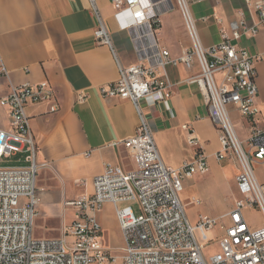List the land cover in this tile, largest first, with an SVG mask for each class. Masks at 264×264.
Returning a JSON list of instances; mask_svg holds the SVG:
<instances>
[{"label": "built area", "instance_id": "1", "mask_svg": "<svg viewBox=\"0 0 264 264\" xmlns=\"http://www.w3.org/2000/svg\"><path fill=\"white\" fill-rule=\"evenodd\" d=\"M192 0H109L113 20L119 32L129 35L137 62L120 63L110 37V30L99 22L94 38L109 48L118 70L115 82L100 89L104 99L133 104L139 124L135 133L120 144L130 156L134 169L124 172L107 165L94 178L92 191L64 203L73 219L62 227L59 238L40 239L33 234L39 199L36 190V147L26 108L45 104L49 114L59 111L55 91L47 82L11 86L0 98L8 125L0 129V162L16 155L24 156V166L0 165V264H264V223L252 228L244 213L258 211L264 222V184L257 181L254 165L264 167V129L259 126L256 107V69L264 56H251L239 46L243 37L253 38L264 24V0L246 2L257 17L248 25L242 13L225 25L217 20L220 42L209 48L201 45ZM95 8L96 0H89ZM177 11L190 47L172 59L159 45L161 17ZM177 63L198 73L184 82L195 85L207 107V116L218 136L219 162L234 165L239 199L230 212L220 217L198 216L191 222L180 195L183 182L204 175L208 164L198 150L199 141L189 125L181 126L187 145L195 150L191 162L178 169L167 167L158 152L142 103L148 108L161 105L170 112L172 85L165 67ZM9 72L0 60V79ZM86 94L76 93L79 103ZM230 108L248 125L239 140L234 130ZM82 186V184H78ZM195 203L194 201H191ZM132 203L118 209L119 204ZM197 203V202H196ZM105 204L114 208L122 246L120 256L102 243L99 214ZM216 247V251H210Z\"/></svg>", "mask_w": 264, "mask_h": 264}, {"label": "crops", "instance_id": "2", "mask_svg": "<svg viewBox=\"0 0 264 264\" xmlns=\"http://www.w3.org/2000/svg\"><path fill=\"white\" fill-rule=\"evenodd\" d=\"M247 1L253 3L257 0L190 2L191 14L204 48L220 42L217 20L225 25L242 13L249 26L258 23ZM172 14L177 35L164 36L159 45L168 51L172 59H176L190 47V43L186 33L180 32L179 17ZM112 16L109 0H96L95 8L89 0H0V60L9 72L8 79H0V98L8 94L11 86L47 82L55 91L59 105V111L54 114L48 113L45 104L26 108L38 165L36 190L39 204L33 234L40 228L55 232L68 225L73 219V212L66 209L64 203L90 194L94 178L101 175L107 165L119 167L124 172L134 169L128 152L120 142L132 136L137 129L139 119L135 107L131 102L104 99L100 95L101 88L116 81L118 70L109 48L98 44L94 38L99 22L108 26L120 63L128 66L137 62L128 33L117 30ZM238 44L251 56H264V24L259 25L255 37H243ZM255 69L256 107L259 126L264 129V59L256 64ZM164 71L172 85L168 103L170 112L161 105L148 108L142 103L161 159L172 169L193 161L196 152L187 145L186 132L181 128L189 125L199 141L198 150L207 160L205 174L210 183L223 189L232 201L224 207L222 215L227 214L239 199L235 176L228 172L227 176L225 174V171L230 168L235 170V167L230 162L216 160L220 146L207 116L206 103L195 85L184 82L198 73V68L187 71L177 63L167 65ZM79 91L86 94L85 102H77L76 93ZM230 111L231 119L234 117L243 126L246 136V121L233 108ZM7 125L6 112L0 108V129H6ZM254 171L257 181L264 184L262 164L256 162ZM225 177L232 181V185L224 187ZM194 179L183 182L182 193L193 187ZM182 193L180 198L184 205L185 196ZM102 210L113 211L114 214L110 204H105ZM249 212L245 211V219ZM197 218L189 220L194 222ZM113 219L115 231L112 237L116 244L122 246L115 215ZM247 223L252 228H258L264 222L258 226Z\"/></svg>", "mask_w": 264, "mask_h": 264}, {"label": "rangeland", "instance_id": "3", "mask_svg": "<svg viewBox=\"0 0 264 264\" xmlns=\"http://www.w3.org/2000/svg\"><path fill=\"white\" fill-rule=\"evenodd\" d=\"M177 14V16L180 19L181 26L179 27L180 32L182 34H185V30L182 24L181 17L177 11L174 12ZM174 14L162 16L161 17V29L158 31V40H161L164 38V36H176L177 35V28L175 27L174 18L172 17ZM186 35V34H185ZM232 122L234 124V130L236 132V135L239 140H243L245 138V132L243 126L239 125L237 121H235L234 117H232ZM24 156L18 155V157H12L8 160H2L0 162L1 167H12V166H22L24 164L23 162ZM18 160H20L18 162ZM228 174L232 173L235 176V170L234 168H230V170L225 171V174L227 176ZM193 181V187L186 190V193H182V196L184 194L185 199H183L186 214L189 217V219H195L197 216H208V217H219L224 212V207L228 206L229 203H231V199L227 198V195L224 194L223 189L220 187H217L215 185H212L210 183V178L208 175H200L195 176ZM224 187H226L227 184L232 185V181L230 179H226V177L223 179ZM236 188V187H235ZM194 201V204H191L190 202ZM197 202V203H196ZM127 206H133V210L136 213L137 208L132 204H119L117 205L118 209H122ZM71 213V212H70ZM70 216V215H69ZM113 211H103L99 214V220L100 225L103 229L102 234V243L112 249V253L119 257L120 251L118 250L121 246L119 244H116L115 240L113 239V233L115 231V221L113 219ZM68 217V219H70ZM247 221L252 226H258L263 222V217L257 213L250 211L246 215ZM62 229L55 231V232H47L45 230H42L41 228L34 233L35 237H41V238H59L61 236ZM210 251L215 252L216 247H213L210 249ZM115 264H120L119 261H117Z\"/></svg>", "mask_w": 264, "mask_h": 264}]
</instances>
